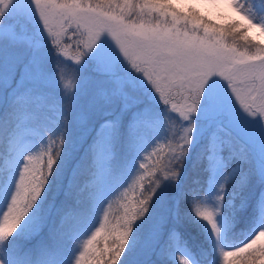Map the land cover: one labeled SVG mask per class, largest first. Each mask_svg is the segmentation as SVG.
I'll use <instances>...</instances> for the list:
<instances>
[{
  "label": "snow or ice",
  "instance_id": "6c2138e0",
  "mask_svg": "<svg viewBox=\"0 0 264 264\" xmlns=\"http://www.w3.org/2000/svg\"><path fill=\"white\" fill-rule=\"evenodd\" d=\"M252 30L264 0H0V264H264Z\"/></svg>",
  "mask_w": 264,
  "mask_h": 264
},
{
  "label": "rangeland",
  "instance_id": "374dc122",
  "mask_svg": "<svg viewBox=\"0 0 264 264\" xmlns=\"http://www.w3.org/2000/svg\"><path fill=\"white\" fill-rule=\"evenodd\" d=\"M194 7H197L196 5H193ZM199 11L203 12V14L207 17L211 15V18L215 20L217 23H225L226 21L224 19H221V16H230L232 20H239V17H237L234 13L231 12L229 9H214V8H206L203 6H198ZM250 35L256 38L257 40H260L261 42H264V37H261L260 33L256 32L255 30H252L250 32ZM69 55H72V53H69ZM68 63H72L71 60L68 61ZM71 77V73H69V78ZM161 147L164 152L167 151V147L164 146L163 142H161ZM131 182V181H129ZM118 208V204H113V209L115 210Z\"/></svg>",
  "mask_w": 264,
  "mask_h": 264
}]
</instances>
